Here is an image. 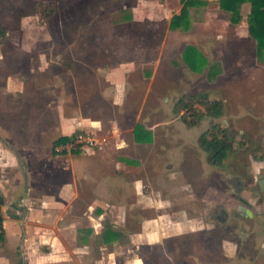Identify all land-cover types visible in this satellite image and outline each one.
<instances>
[{"label": "crops", "instance_id": "0c3cea01", "mask_svg": "<svg viewBox=\"0 0 264 264\" xmlns=\"http://www.w3.org/2000/svg\"><path fill=\"white\" fill-rule=\"evenodd\" d=\"M168 1H145L152 14L142 16L154 20V14L164 12L170 27L183 5L174 12ZM142 2L137 0L133 12ZM251 10L250 2L242 4L241 21L233 24L219 0H203L190 8V30L173 32L186 44L180 53L186 61L189 53L192 75L206 74L213 83L215 65L221 68L217 78L225 76V60L233 53L240 61H264L250 36ZM164 48L171 51L166 42ZM38 60L25 74L8 67L0 49V264H145L133 257L135 249L158 248L163 257L170 255L169 245L201 246L204 264H264V215L253 227L243 222L237 240L230 238V230L213 227L212 214L200 222L173 220L196 209L191 201L187 211L178 209L167 192H174L172 184H185V176L177 178L176 171L198 151V126L186 127L181 104L187 96L202 102L198 94L181 96L167 111L164 83L156 89L151 84L158 68L152 69L150 79L145 66L127 60L90 68L87 75L93 80L84 81L92 88L87 99L81 79L64 72L63 59L40 53ZM242 66L248 75L252 67ZM254 67L255 75L264 74V67ZM91 103L108 107L107 116L86 114ZM77 132L106 137H97L101 147L86 153H55L56 145ZM206 166H211L207 159ZM218 232L220 247L215 250ZM179 261L192 264L186 256Z\"/></svg>", "mask_w": 264, "mask_h": 264}, {"label": "rangeland", "instance_id": "374dc122", "mask_svg": "<svg viewBox=\"0 0 264 264\" xmlns=\"http://www.w3.org/2000/svg\"><path fill=\"white\" fill-rule=\"evenodd\" d=\"M145 1L150 0H143L141 8L133 12L137 0H0V23L7 31L5 42L0 48L5 53V63L10 68H21L26 74L40 62V53L53 55L56 61L63 59L64 72L76 74L81 79L82 93L89 99L88 94L92 88L85 85L84 81L93 80L87 75L90 68L135 60L138 66L147 68L150 79L152 69L158 68V74L151 84L156 89L164 83L163 99H167V111L170 109L168 106L187 94H198L201 104L208 100L207 96L222 101L225 105L224 116L213 119L203 115L200 124L194 129L198 151L190 153L183 168L176 171L177 178L185 176L183 186H189V190L183 189L179 183L178 186L172 184L174 192H167V196L178 209L185 211L189 207L187 201H191V204L196 202V209L190 210L191 215H177L174 222H183L186 218L200 222L199 218L212 214L213 227L220 229L219 232L230 230V238L237 240V234L241 232H237V228L242 230L245 227L239 220L238 206L241 203L238 182L245 176L248 167H253V173H257L264 165V74L255 75L253 71L254 66L263 68L264 61H240L234 58L236 54L233 53L229 60H225L229 66L225 76L217 78L221 68L215 65L213 83L206 74L192 75L186 58L180 53L186 44L181 43L180 34L173 32L179 29L174 30L168 26L167 14L164 12L154 14V20L142 16L145 12L147 16L152 14L149 9L146 10L149 2L147 4ZM151 1L154 5L164 2ZM181 5H184L183 0L168 1V6L174 12ZM136 18L142 19L135 22ZM190 28L191 22L188 30ZM165 42L170 52L162 49ZM32 57L34 59L30 63ZM242 64L252 67L248 75H244ZM200 103H196L197 109L204 113ZM92 104L85 108L86 114L98 117L109 113L108 107H93ZM217 126H222L233 138L234 149L223 167H207V157L201 150L200 138ZM175 130L178 131L177 128ZM183 172L189 174L188 178ZM248 189V198L254 202L251 189ZM222 212L227 218L225 223L218 219ZM140 216L150 219L156 215ZM254 224L252 222L247 226L253 227ZM219 232L214 236L215 250L220 247ZM180 248L178 245H169L167 250L170 255L162 257L158 248L143 247L135 249L133 257L135 260L141 257L145 264H162L164 261H167L165 264H186L179 261L182 256H186L192 264H204L206 257L201 246Z\"/></svg>", "mask_w": 264, "mask_h": 264}, {"label": "trees", "instance_id": "16d2710c", "mask_svg": "<svg viewBox=\"0 0 264 264\" xmlns=\"http://www.w3.org/2000/svg\"><path fill=\"white\" fill-rule=\"evenodd\" d=\"M183 2L184 5L181 13L171 19V29L188 30L190 24L189 9L193 5L203 2V0H183ZM245 2L252 4L251 14L248 19L249 31L250 36L257 41L259 55H262L264 54V0H219L221 9L231 14L230 19L233 24H238L241 21L240 9ZM6 37V28L0 23L1 44H4ZM187 62L192 66L188 54ZM197 102L200 103L201 101L195 96L183 97L181 100L182 109L185 111L183 120L189 127L199 125L203 115L213 119H219L224 116L225 106L222 101L213 100L204 102V113H201L197 109ZM200 146L207 153L209 165L215 168L223 167L229 153L234 149L233 138L230 137L222 126H217L213 131L206 132L200 138Z\"/></svg>", "mask_w": 264, "mask_h": 264}, {"label": "flooded vegetation", "instance_id": "af4514ba", "mask_svg": "<svg viewBox=\"0 0 264 264\" xmlns=\"http://www.w3.org/2000/svg\"><path fill=\"white\" fill-rule=\"evenodd\" d=\"M253 168L248 167L246 169L245 176L242 177V179L238 182L239 183V191H240V203L241 205L247 207L252 213L253 216L250 217L246 213H242L239 211V220L243 223L250 224L252 222L255 223L257 219L259 218V215H264V191H261L260 182L262 179L259 178V176L262 175V170H260L258 173H253ZM264 177V176H263ZM251 189V196L252 199H254L255 194L259 197L255 198L256 202L251 203V199H249V189ZM262 209V211L260 210ZM218 219L222 222H226L227 218L224 215V212H222V215L218 217Z\"/></svg>", "mask_w": 264, "mask_h": 264}, {"label": "built area", "instance_id": "2783aa9c", "mask_svg": "<svg viewBox=\"0 0 264 264\" xmlns=\"http://www.w3.org/2000/svg\"><path fill=\"white\" fill-rule=\"evenodd\" d=\"M101 147L99 139L90 132H77L66 142L55 146V153L69 155L76 152L86 153L89 150ZM3 230V223L0 218V233Z\"/></svg>", "mask_w": 264, "mask_h": 264}, {"label": "water", "instance_id": "95a60500", "mask_svg": "<svg viewBox=\"0 0 264 264\" xmlns=\"http://www.w3.org/2000/svg\"><path fill=\"white\" fill-rule=\"evenodd\" d=\"M263 176H264V169L262 170V175L259 176V178L262 179L261 182H260L261 191H264V177ZM239 211L242 212V213H246L250 217L253 216V213L247 207H245L243 205L239 206Z\"/></svg>", "mask_w": 264, "mask_h": 264}]
</instances>
